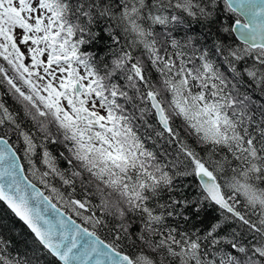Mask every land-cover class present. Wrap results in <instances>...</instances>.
Masks as SVG:
<instances>
[{
  "label": "snow or ice",
  "instance_id": "snow-or-ice-1",
  "mask_svg": "<svg viewBox=\"0 0 264 264\" xmlns=\"http://www.w3.org/2000/svg\"><path fill=\"white\" fill-rule=\"evenodd\" d=\"M0 264H264V0H0Z\"/></svg>",
  "mask_w": 264,
  "mask_h": 264
},
{
  "label": "water",
  "instance_id": "water-1",
  "mask_svg": "<svg viewBox=\"0 0 264 264\" xmlns=\"http://www.w3.org/2000/svg\"><path fill=\"white\" fill-rule=\"evenodd\" d=\"M241 19L243 20V19H244V17H243V16H241Z\"/></svg>",
  "mask_w": 264,
  "mask_h": 264
}]
</instances>
